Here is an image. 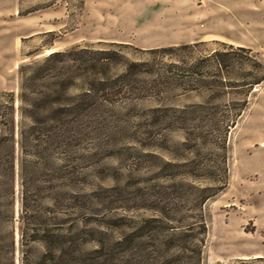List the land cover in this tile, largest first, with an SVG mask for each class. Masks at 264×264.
<instances>
[{"label":"rangeland","instance_id":"rangeland-1","mask_svg":"<svg viewBox=\"0 0 264 264\" xmlns=\"http://www.w3.org/2000/svg\"><path fill=\"white\" fill-rule=\"evenodd\" d=\"M209 26L216 38L169 39L199 37ZM229 46L234 54L222 55L227 66L219 69L212 54ZM72 48L117 51L121 57L105 72L116 79L126 62L143 65L128 84L92 91L87 132L63 164L67 185L59 187L57 150L47 165L34 168L50 186L40 193L48 226L60 216L57 200L65 192L76 198L78 225L94 229L83 246L93 264H197L198 256L199 264H231L264 257V79L252 88L242 84L264 63V0H0V94L13 93L16 123L21 78L35 69L71 78L68 96L86 82L98 84L102 74L74 61L53 67L46 60ZM224 155L226 185L218 190ZM18 158L16 142L15 219ZM15 247L19 264L17 220ZM29 247L34 263L44 247L39 241Z\"/></svg>","mask_w":264,"mask_h":264},{"label":"trees","instance_id":"trees-1","mask_svg":"<svg viewBox=\"0 0 264 264\" xmlns=\"http://www.w3.org/2000/svg\"><path fill=\"white\" fill-rule=\"evenodd\" d=\"M229 48L230 51L215 50L212 54L219 69L227 66L221 56L229 55L230 52L234 54L233 47L229 46ZM81 51L92 53V55L84 57ZM119 57L121 55L110 48L98 50L72 48L51 52L46 60L52 61L53 67H56L59 62L74 61L86 71L102 74L103 76L96 80L98 84H102L98 85L93 80L86 82L79 93L68 96L66 90L73 83L71 78H66L63 73H49L47 71L49 68L35 69L21 78L18 95L20 101L18 123L14 117L13 93L2 92L0 94V197L6 198L4 202L3 200L0 202V264H16L15 220L18 221L21 252L19 264H93L89 251L83 246L93 240L94 229L78 225L80 218L77 216L79 209L76 198L67 197L65 192L61 193L57 200L60 216L56 218L52 226H48V219L43 214L45 211L41 205L40 193L50 186L41 184L47 180L38 178L34 174V168L38 164L47 165L51 151L57 150L58 159L62 162L59 177L63 180L59 187L68 184L67 181H70V178L65 176L67 171L64 170V165L68 164L71 148H75L81 141V135L87 132L84 121L91 107L89 99L92 97V91L114 88L117 83L128 84L132 75L137 73L139 67L143 65V62L129 61L124 64L123 72L117 74V79L114 76H106L107 70L111 69L112 64L117 62ZM258 65L259 73L242 84L252 88L263 81L264 63H258ZM50 75L53 79L51 82H41ZM44 88L51 89V94L47 93ZM246 104L247 100L244 99L238 110L224 123V133L235 125ZM47 111L52 113L47 115ZM16 124L17 139L15 137ZM16 142L19 146L20 180V208L17 219H15L13 184ZM222 148H225V141ZM221 161L224 176L218 190L226 185V180H224L227 175L225 155L221 157ZM193 226L188 225L187 228L193 230L195 229ZM200 227L204 233L206 229L204 219L200 221ZM34 241L42 243L44 252L38 260L31 263L29 246ZM200 254L201 249L198 248V255ZM199 260L198 256L197 264ZM231 264H264V257L237 259Z\"/></svg>","mask_w":264,"mask_h":264},{"label":"crops","instance_id":"crops-1","mask_svg":"<svg viewBox=\"0 0 264 264\" xmlns=\"http://www.w3.org/2000/svg\"><path fill=\"white\" fill-rule=\"evenodd\" d=\"M200 5V4H199ZM212 27H207V28H201L200 29V36L199 37H194V36H189V37H178V36H174V37H170L169 39L171 40H182V39H187V40H194V39H213V38H216L214 37L218 31L217 30H214L212 31V29H210ZM211 32H214V33H211ZM213 35V36H212ZM258 255V254H257Z\"/></svg>","mask_w":264,"mask_h":264}]
</instances>
